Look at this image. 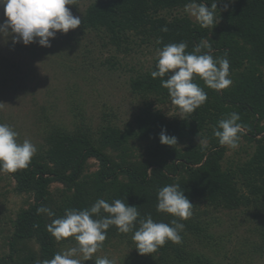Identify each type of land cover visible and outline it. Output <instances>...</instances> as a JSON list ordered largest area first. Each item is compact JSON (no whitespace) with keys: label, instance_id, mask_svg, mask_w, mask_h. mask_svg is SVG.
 Here are the masks:
<instances>
[{"label":"trees","instance_id":"1","mask_svg":"<svg viewBox=\"0 0 264 264\" xmlns=\"http://www.w3.org/2000/svg\"><path fill=\"white\" fill-rule=\"evenodd\" d=\"M82 1L67 6L82 20L72 36L65 34L67 47L90 37L88 43L101 42L103 49L128 54L142 47L153 46L157 52L167 44L186 42L188 53L199 46L201 53L210 52L214 58L227 54L232 84L216 91L194 77L207 101L191 114L167 118L158 107L171 102L162 87L167 76H151L156 57L149 69L131 79L135 93L146 100L134 123L122 128L104 117L94 128L82 114L73 129L52 125L46 144L29 166L5 172L15 182L14 192L27 195L29 201L16 213L0 264H36L75 246L72 237L56 240L47 225L63 217L66 209L84 210L98 199L109 203L122 199L138 207L136 229L139 219L149 215L154 222L177 219L185 226L181 244L169 241L145 256L135 249L133 232L121 233L110 226L100 250L126 244L134 254L126 264H220L206 252L213 242L218 244L215 214L243 211L255 219L264 217V0H215L219 23L209 28L186 13L185 5L193 0H85L89 3L80 11ZM195 2L210 8L214 0ZM165 27L167 32L162 31ZM233 112L240 115L242 132L238 159L230 161L231 148L221 146L213 130ZM162 129L177 138V145L160 143ZM242 153L247 154L245 159ZM90 160L99 168L91 170ZM54 184L62 188L53 189ZM173 184L196 206L187 220L157 211L158 190ZM41 206L55 215L37 214ZM106 215L101 211L95 218ZM259 250L263 255L264 240Z\"/></svg>","mask_w":264,"mask_h":264},{"label":"rangeland","instance_id":"2","mask_svg":"<svg viewBox=\"0 0 264 264\" xmlns=\"http://www.w3.org/2000/svg\"><path fill=\"white\" fill-rule=\"evenodd\" d=\"M80 3V11L88 4ZM72 14L75 10L69 7ZM190 16V15H189ZM191 17V16H190ZM193 18V17H191ZM195 19V18H193ZM5 20L0 8V23ZM72 30L67 34L71 35ZM90 37L76 47H67L65 34L57 33L45 48L37 43L28 46L13 44L12 37L0 36V123H7L19 133L18 141L30 140L37 155L46 144L47 132L52 125L73 129L82 114L85 122L96 128L104 117L112 124L125 127L134 123L146 100L136 94L131 79L138 72L151 67L158 54L153 46L128 54L103 49V43H88ZM90 51V52H89ZM167 118L180 112L171 102L158 106ZM140 146V151H143ZM237 150L228 151L227 159L237 160ZM243 159L247 154L242 153ZM98 163L90 160L91 170ZM15 182L0 172V254L7 251L6 236L13 227L19 209L29 201L27 195L14 192ZM62 185L54 184L53 189ZM216 213L214 226L217 243L206 252L220 264H264V253L259 247L264 240V217L243 211ZM206 243V241H205ZM71 248V247H69ZM67 248V249H69ZM126 244L112 245L98 250L90 261L107 257L115 264H126L134 255ZM129 259V258H128Z\"/></svg>","mask_w":264,"mask_h":264},{"label":"clouds","instance_id":"3","mask_svg":"<svg viewBox=\"0 0 264 264\" xmlns=\"http://www.w3.org/2000/svg\"><path fill=\"white\" fill-rule=\"evenodd\" d=\"M73 4L74 0H0V8H3L5 16L3 23H0V36H11L13 44L28 46L37 43L49 48L50 41L57 33L67 34L80 27L81 17L74 16L67 7ZM185 11L203 28L219 23L215 15V0L210 8L193 0L185 5ZM162 31L167 32V27ZM186 48L187 43L180 42L158 49L156 70L151 72L153 79L167 76L162 80V87L168 90L171 103L178 107L181 115L193 113L208 99L204 89L194 82V77H199L209 89L216 91L227 89L232 84L227 54L224 58H214L210 52L201 53L199 46L191 53L186 52ZM239 120V113L233 112L229 118L218 122V128L213 132L221 146L231 149L238 147L242 132ZM18 137L19 133L13 127L0 123V172L14 173L26 169L37 153L36 146L30 140L25 139L20 143ZM159 140L166 146L178 143L175 136L166 134V129L161 130ZM157 200V211L179 220L189 219L196 207L177 184L159 189ZM101 211L107 215L95 218L100 216ZM40 213L55 215L51 209L43 206L37 209V214ZM139 217L138 207L130 206L122 199L111 203L98 199L84 210L66 209L63 217L47 225V231L58 241L74 238L75 246L57 252L52 259L38 260L36 264H82V261L92 260L93 255L102 248L110 226L117 227L121 233L133 232L132 240L141 256L156 253L169 241L177 245L182 243L181 233L185 226L177 219H172L170 223L154 222L149 215L139 219V228L136 229ZM94 264H115V261L97 257Z\"/></svg>","mask_w":264,"mask_h":264}]
</instances>
